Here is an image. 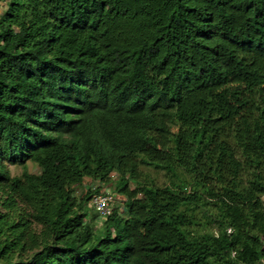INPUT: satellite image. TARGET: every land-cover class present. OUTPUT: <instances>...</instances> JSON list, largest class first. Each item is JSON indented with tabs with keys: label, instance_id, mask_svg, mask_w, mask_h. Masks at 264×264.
<instances>
[{
	"label": "trees",
	"instance_id": "16d2710c",
	"mask_svg": "<svg viewBox=\"0 0 264 264\" xmlns=\"http://www.w3.org/2000/svg\"><path fill=\"white\" fill-rule=\"evenodd\" d=\"M0 264H264V0H0Z\"/></svg>",
	"mask_w": 264,
	"mask_h": 264
},
{
	"label": "rangeland",
	"instance_id": "374dc122",
	"mask_svg": "<svg viewBox=\"0 0 264 264\" xmlns=\"http://www.w3.org/2000/svg\"><path fill=\"white\" fill-rule=\"evenodd\" d=\"M9 170H10V172H11V174H21V172H22V167L21 166H17V165H9ZM26 169L29 171V172H31V173H37L38 171H39V168H38V166L35 164V163H32V162H27L26 163ZM115 173H112V175H111V177H112V180L113 179H115ZM105 190H107L109 193H111V195L113 196V203L115 204V203H117V204H122L121 202H122V200H121V198H120V196L118 195V196H116L114 193H113V186H112V184L110 185H102L101 186V188H100V191H105ZM90 217H92L93 216V214L95 213V211L94 210H91L90 211ZM100 218V217H99ZM98 217H95V219L93 220V224L96 226V227H98V226H100V223H101V221H100V219H99Z\"/></svg>",
	"mask_w": 264,
	"mask_h": 264
},
{
	"label": "built area",
	"instance_id": "2783aa9c",
	"mask_svg": "<svg viewBox=\"0 0 264 264\" xmlns=\"http://www.w3.org/2000/svg\"><path fill=\"white\" fill-rule=\"evenodd\" d=\"M113 202V196L107 190L100 191L91 200L93 208L101 217H106L111 214Z\"/></svg>",
	"mask_w": 264,
	"mask_h": 264
},
{
	"label": "clouds",
	"instance_id": "9594fccd",
	"mask_svg": "<svg viewBox=\"0 0 264 264\" xmlns=\"http://www.w3.org/2000/svg\"><path fill=\"white\" fill-rule=\"evenodd\" d=\"M113 206H114V203H113ZM94 209V208H93ZM94 211H95V209H94ZM96 212V211H95Z\"/></svg>",
	"mask_w": 264,
	"mask_h": 264
}]
</instances>
